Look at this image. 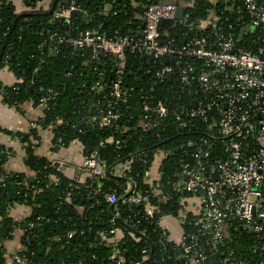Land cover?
<instances>
[{
    "label": "trees",
    "instance_id": "1",
    "mask_svg": "<svg viewBox=\"0 0 264 264\" xmlns=\"http://www.w3.org/2000/svg\"><path fill=\"white\" fill-rule=\"evenodd\" d=\"M166 1L180 5L178 0ZM154 2L159 0H77L82 11L74 12L72 23L68 25L56 18V14L67 8L69 0H21V10L12 0H0V70L7 69L17 79L12 85L0 84L4 102L17 107L32 101L35 107H40L42 97H51L37 125L51 127L56 149L79 141L86 156L98 150L107 167L132 159L127 178L118 179L116 183L111 174H107L101 180L104 190L114 191L119 197L125 193L130 180L136 182L138 192L145 193L150 188L143 181L145 169H151L159 151L168 152L159 166L160 177L158 175L155 184L163 194L171 196L166 202L151 201L161 212L153 217L145 214L146 205L109 203L97 191L99 181L80 183L69 179L47 157L36 154L38 143L30 138L33 136L38 140L40 137L37 129L33 128L29 134H23L24 161L32 175L9 171L6 165L13 151L0 144V264H18L9 262L5 246V242L14 239L18 230L23 231L19 253L23 264H116L111 259L114 252L124 257L123 264H194L185 258L180 245L161 237L165 230L157 219L161 215L178 218L184 212L186 205L182 200L191 195L174 192L172 179L177 173L175 168L179 158L185 154L181 145L201 136L211 138L207 124L195 119L197 126L180 129L170 113L155 129H135L139 120L136 104L140 97L152 95L154 100L175 101L171 91H176L178 84L175 78L157 81L155 73L160 61L128 50L124 86L132 90L127 102L118 106L122 112L117 123L120 129L92 125L90 119L97 106H106L109 97L107 91L94 90L92 85L99 79L98 71H104L107 82L115 78V58L107 55L98 61L92 60L89 49L49 39L57 30L68 32L73 37L88 28L99 29L111 38L134 35L143 24L146 7ZM186 2L183 21L177 19L162 24L163 40L174 39L181 46L194 34L190 31L192 23L201 26L215 17L219 24L225 26L228 25L225 22L227 17L233 25L238 23V16L231 8L233 2L236 8L242 0H227L229 3L225 0ZM45 3H48L47 7ZM243 27L236 28L238 34ZM210 30L211 26L205 25L202 32ZM93 66H97L98 71L93 70ZM49 90L54 92L49 93ZM185 100L183 97L182 101ZM23 135L16 133L18 137ZM109 137L119 139L120 143L100 146L101 141ZM219 152L220 148H216V153ZM17 204L31 207V214L21 221H16L11 215ZM117 212L119 217L115 226L124 228L126 233L116 245L108 232L112 227L110 219ZM184 214L183 229L188 232L197 217L190 212ZM127 225L130 229L133 226L132 229L143 236L139 239L131 237ZM99 231H106L105 238L98 234ZM228 232L223 244L214 246L200 264H223L221 261L226 257L248 261V264L259 259L252 252V240L247 234L236 236L232 229ZM70 233H73L71 237ZM166 233L169 234L168 231ZM191 257L197 258L195 253Z\"/></svg>",
    "mask_w": 264,
    "mask_h": 264
},
{
    "label": "built area",
    "instance_id": "2",
    "mask_svg": "<svg viewBox=\"0 0 264 264\" xmlns=\"http://www.w3.org/2000/svg\"><path fill=\"white\" fill-rule=\"evenodd\" d=\"M232 6L233 13L238 16L237 25H233L229 17L225 20L228 22L226 26L219 24L216 17L201 26L192 23L190 31L194 34L181 46L174 39L162 38V24L177 20L178 5L166 0L146 7L141 30L134 35L111 38L99 29L88 28L73 37L58 30L49 36L51 42L89 49L92 60L98 61L101 56L107 55L115 58V78L110 82L104 80V71H98L97 66L92 67L99 75L92 88L107 91L109 96L106 106H97L90 119L92 125L120 129L117 123L122 118V112L118 106L127 102L132 90L124 86L128 50L160 61L155 73L157 81L175 78L178 84L176 91H171L175 101L154 100L152 95L140 97L136 104L139 120L135 129H155L170 113L180 129L197 126L195 119L207 124L211 138L201 136L181 145L185 154L179 158L175 168L177 173L172 179L174 192L198 198L200 212L197 218L192 221L190 230L183 229L178 237L167 234L168 230L163 226L170 215H161L157 219L165 230L161 237L180 245L185 258L194 261V264L203 263L214 246L223 244L231 229L236 236L247 234L250 237L252 252L259 257L254 264H264V0H242L241 5L234 8L233 2ZM76 11H82L77 0H69L67 8L58 11L56 18L69 25ZM205 25L211 26L208 33L202 32ZM240 25L244 27L238 34L236 28ZM53 92L49 90V93ZM183 97L185 101H182ZM50 99L48 96L41 98L42 109ZM106 143L119 144L120 140L109 137L101 141L100 146ZM216 148H220L219 153H216ZM167 155L168 152L159 151L151 169H145L143 181L150 186L145 193L138 192L136 182L130 180L120 197L114 191L104 190L101 180L107 174H111L116 183L118 179L127 178L132 159L111 166L108 173L109 167L95 150L89 156L84 154L81 167L88 175L85 182L99 181L97 191L109 203L146 205L145 214L153 217L161 212L151 201L160 203L171 198L155 184L158 175L160 177L159 166ZM51 162L61 170L63 162ZM118 217L119 212L110 219L112 227L108 234L112 235V241L118 233H122L123 238L126 233L124 228L115 226ZM179 218L183 226L184 220L181 216ZM131 229L129 235L139 239L141 236ZM98 234L105 238L107 233L99 231ZM72 235L70 233L69 237ZM20 250L12 255L11 262L24 263ZM143 252L146 253V250ZM193 253L197 258L191 257ZM111 259L116 264L124 263V257L118 252H114ZM221 262L248 264V261L229 257Z\"/></svg>",
    "mask_w": 264,
    "mask_h": 264
},
{
    "label": "crops",
    "instance_id": "3",
    "mask_svg": "<svg viewBox=\"0 0 264 264\" xmlns=\"http://www.w3.org/2000/svg\"><path fill=\"white\" fill-rule=\"evenodd\" d=\"M17 9L21 10V0H12ZM50 1V0H49ZM180 5H186V0H178ZM48 6V3H45ZM141 30L139 27L138 32ZM17 79L15 75L7 69L0 70V84L12 85L16 83ZM43 117V109L40 106H34L32 101H28L24 104H20L17 107H13L4 102L2 95L0 94V144L6 146L13 151V155L7 163V169L9 171L22 172L27 175H32L31 170L25 164V143L24 135L29 134L33 128L38 131L39 139L34 140L33 136L30 138L32 142L38 143L36 147V154L47 157L50 161L63 162V173L72 180H76L80 183H84L87 179V172L81 167L85 158L84 150L79 141H73L68 147H59L56 149L54 144V133L51 128H42L37 125V121ZM16 133L23 136H16ZM189 206L187 210L194 216L200 212V204L198 198L195 196L188 197ZM83 212L82 209H79ZM186 212H182L180 215L185 220ZM31 214V207L25 204H17L11 210V215L16 221H21ZM169 233L173 237H178L183 230L181 219L178 217L170 216L169 220L164 225ZM22 230H18L13 240L5 242L7 254L9 256V262L11 257L21 248V236ZM123 239L122 233H118V236L114 239L120 241Z\"/></svg>",
    "mask_w": 264,
    "mask_h": 264
},
{
    "label": "water",
    "instance_id": "4",
    "mask_svg": "<svg viewBox=\"0 0 264 264\" xmlns=\"http://www.w3.org/2000/svg\"><path fill=\"white\" fill-rule=\"evenodd\" d=\"M184 15H185V6L184 5H178V7H177V15H176L177 16V19L179 21H183L184 20ZM152 58L154 59V56H152ZM111 168L112 167H109L108 168V173L111 172ZM126 227L129 228L128 225ZM131 230H133V229H131ZM136 233L139 234L140 236H143V234H140L138 232H136Z\"/></svg>",
    "mask_w": 264,
    "mask_h": 264
},
{
    "label": "rangeland",
    "instance_id": "5",
    "mask_svg": "<svg viewBox=\"0 0 264 264\" xmlns=\"http://www.w3.org/2000/svg\"><path fill=\"white\" fill-rule=\"evenodd\" d=\"M188 197H189V196L185 197V198H184V202H183L187 207L189 206V203H188L189 199H188ZM187 209H188V208H184V212H186V213L189 212Z\"/></svg>",
    "mask_w": 264,
    "mask_h": 264
}]
</instances>
